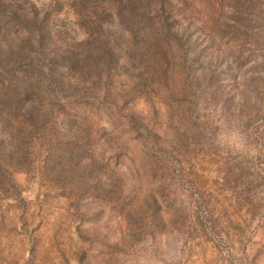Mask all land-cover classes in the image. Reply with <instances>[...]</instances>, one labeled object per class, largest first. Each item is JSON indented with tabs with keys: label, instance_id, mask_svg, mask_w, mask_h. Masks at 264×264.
I'll list each match as a JSON object with an SVG mask.
<instances>
[{
	"label": "rangeland",
	"instance_id": "rangeland-1",
	"mask_svg": "<svg viewBox=\"0 0 264 264\" xmlns=\"http://www.w3.org/2000/svg\"><path fill=\"white\" fill-rule=\"evenodd\" d=\"M24 1L65 57L14 71L43 118L0 124V264H264V0Z\"/></svg>",
	"mask_w": 264,
	"mask_h": 264
},
{
	"label": "trees",
	"instance_id": "trees-1",
	"mask_svg": "<svg viewBox=\"0 0 264 264\" xmlns=\"http://www.w3.org/2000/svg\"><path fill=\"white\" fill-rule=\"evenodd\" d=\"M94 1L79 0L83 4L84 2L91 3ZM158 1L140 0L143 3H154ZM24 2V0L21 2H17V0H0V15L4 17L3 20L8 22L7 25H16L25 30V34L21 38V43L18 46L9 44L2 46L0 44V124L6 125L9 123L14 125V131H12V127L10 126L7 134L16 139V146L18 147L24 139V134L21 135L20 130L27 117L32 118L30 122H33L32 126H34L40 122L43 115H41V110L38 109L37 104L33 102L35 97L33 94L34 89H31L29 86L20 89L18 84L14 82L13 75L15 74V69L23 65V71L29 70L33 64L39 70V65L44 63L50 76H52L57 73L58 64L56 60L59 59V56L65 57L63 55L65 48L60 50L55 45L56 42L53 39V32L50 29L48 21H46L45 14L38 16L36 14V8L29 2H27L29 10L24 11ZM160 9L159 14L162 17V21L166 22L167 15L162 7ZM121 16L117 13V17L122 21ZM124 23L127 24L128 21L124 19ZM145 28L146 26L144 25L142 29L145 30ZM144 32L143 35L146 36L147 29ZM149 38H152L151 35H149ZM82 51L81 56L85 60L97 56L98 59L107 65L114 60L112 56L114 48L107 43L104 44L100 53L91 49H83ZM72 53L71 56L75 57V61L81 58L80 55H75L77 53L74 49ZM72 60V58H68L65 62L69 61V64H73ZM9 115L19 118L18 122L13 124Z\"/></svg>",
	"mask_w": 264,
	"mask_h": 264
}]
</instances>
